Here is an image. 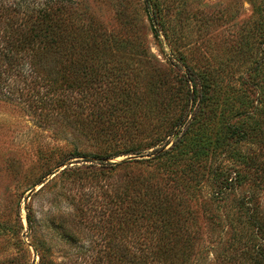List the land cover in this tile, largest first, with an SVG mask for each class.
I'll use <instances>...</instances> for the list:
<instances>
[{"label":"trees","instance_id":"1","mask_svg":"<svg viewBox=\"0 0 264 264\" xmlns=\"http://www.w3.org/2000/svg\"><path fill=\"white\" fill-rule=\"evenodd\" d=\"M84 6V0H0V93L19 97L44 124L57 118L75 137L73 147L39 148L40 162L62 167L87 159L84 169L60 173L64 186L119 174L111 196L117 208L101 214H118L121 238L137 245L134 254H121L122 264H213L205 257L209 247L197 249L205 231L208 243L219 246L214 264H264V48L250 81L238 88L229 70L221 77L183 64L179 91L138 94L116 61L127 48L85 22ZM129 6L122 0L116 7L122 15ZM261 13L264 20V7ZM258 37L264 40V25ZM134 56L148 73L145 50ZM157 96L164 107L154 103ZM83 141L93 152L81 151ZM121 156L131 158L107 163ZM27 222L31 230L37 225L30 209ZM35 252L38 264H53L47 243Z\"/></svg>","mask_w":264,"mask_h":264},{"label":"rangeland","instance_id":"2","mask_svg":"<svg viewBox=\"0 0 264 264\" xmlns=\"http://www.w3.org/2000/svg\"><path fill=\"white\" fill-rule=\"evenodd\" d=\"M121 1L84 0L85 22L100 25L111 40L127 48V54L116 61L129 75L132 92L155 97L169 88L179 91L175 78L180 70L186 71L183 64L221 77L230 71L231 84L237 88L250 81L253 64L261 59L264 48V40L258 37L264 25V0H128L126 14L120 15L116 6ZM135 44L140 47H132ZM250 45L254 50L248 53ZM241 48L243 53H238ZM140 50H145L152 63L146 74L145 66L134 56ZM153 101L159 107L166 104L164 96ZM53 119L52 124H44L19 97L10 99L7 93H0V229L5 234L0 237V264H38L35 248L39 242L50 247L53 264H122L121 254H134L137 245L133 239L121 238L118 214H101L105 208H117L111 196L120 185L119 174L100 176L99 182L90 178L64 186L60 179L63 170L84 169L89 163L82 162L85 158L62 167L40 162L39 148H67L75 138L69 128H60L57 118ZM80 148L93 152L84 141ZM129 158L121 156L107 163ZM261 198L264 203V194ZM29 209L37 221L32 230L27 222ZM83 210L88 216L82 215ZM52 214H58V223H51ZM205 232L197 249L209 247L205 257L214 264V250L219 251V246L208 243L212 236Z\"/></svg>","mask_w":264,"mask_h":264}]
</instances>
